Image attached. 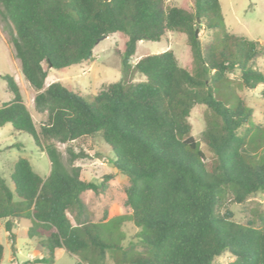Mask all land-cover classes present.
<instances>
[{"label": "trees", "instance_id": "trees-1", "mask_svg": "<svg viewBox=\"0 0 264 264\" xmlns=\"http://www.w3.org/2000/svg\"><path fill=\"white\" fill-rule=\"evenodd\" d=\"M188 7L168 0H0V20L35 90L36 123L11 74H3L12 98L0 106V127L32 135L49 157L43 177L26 157L15 162L10 185L0 175V226L14 243L15 220L27 218L30 238L53 263L56 251L78 256L75 264H106L119 247L105 237V227L90 220L83 193H101L108 181L85 180L74 142L100 135L114 152V166L129 177L127 220L141 229L144 250L119 256L120 264H264V210L246 222L222 203H243L264 192V123L232 84L237 72L249 89L264 86V43L224 26L220 0H190ZM200 20V21H199ZM211 32L209 40L196 28ZM122 32L123 77L106 83L87 99L61 81H48L49 69H64L94 59L101 38ZM186 37L192 68L180 63L172 48L142 55L132 65L141 40H161L169 33ZM140 73L144 80H133ZM264 99V87L261 90ZM206 107L201 140L189 120L196 104ZM212 154L208 158L201 146ZM58 143L66 144L63 158ZM112 175H107L106 179ZM106 216V214H105ZM120 220L117 219L119 223ZM14 246V245H13ZM5 246L0 241V264Z\"/></svg>", "mask_w": 264, "mask_h": 264}, {"label": "rangeland", "instance_id": "rangeland-1", "mask_svg": "<svg viewBox=\"0 0 264 264\" xmlns=\"http://www.w3.org/2000/svg\"><path fill=\"white\" fill-rule=\"evenodd\" d=\"M173 4L188 7L190 0H168ZM224 26L227 30L245 35L251 39L264 43V0H220ZM199 37L203 40L211 38V32L204 27L199 28ZM127 36L122 32L112 33L101 39L95 46L94 59L82 64H73L64 69L50 68L48 81H61L69 89L81 94L87 99L96 95L104 84L118 81L123 77V64L119 51L124 50ZM172 48L180 63L192 68V56L187 45L186 37L176 33H169L161 40H141L135 55L131 58L132 65L144 54L164 52ZM260 69L264 70V57L257 61ZM11 74L15 77L21 87V92L27 106L31 109L36 123L40 116L34 109L35 90L24 77L19 59L15 55L14 48L9 42L7 31L0 20V106L12 98V93L7 89V82L3 74ZM133 80H144L145 76L140 73H130ZM234 89L242 95L248 104L253 106L255 121L264 123V99L261 96L263 84L254 89L245 88L240 84L238 73L230 74ZM206 107L200 103L192 109L189 117L192 123V134L201 140L205 128ZM74 149H83L87 156L77 158L75 165L81 167V177L85 180L97 182L108 181V187L104 192L96 193L88 190L83 193V198L89 209L90 220L101 223L107 232L105 237L116 243L119 247L112 249L106 259V264H120L119 256L124 250L128 254L144 250V245L137 237L141 229L134 222L127 220L130 209L125 204V189L129 184V177L120 172L113 163L114 152L112 148L103 141L100 135L88 137L83 141L74 142ZM67 162L68 152L66 144L58 143ZM203 150L208 158L212 154L206 149L204 142H201ZM20 157L30 160L34 170L41 176L46 177L50 173L51 164L47 153L41 150L31 134L16 131L11 123L0 127V175L12 185L10 174L15 162ZM107 175H112L106 179ZM221 210L226 208L234 211V218L240 222H246L251 218L252 213L259 209L264 210V192L259 191L251 195L245 202L237 204L225 200ZM106 214V216H105ZM120 220L121 223L116 221ZM31 221L27 218L15 220L14 231L16 239L13 243L8 232L4 228V222L0 226V241L5 246L2 264H75L78 256L67 252L64 249L56 251V258L53 263L38 262L37 259L46 254L37 238H30L27 228ZM14 245V246H13ZM133 247L134 250L131 249ZM232 255L225 252L217 257L218 264H227L232 260Z\"/></svg>", "mask_w": 264, "mask_h": 264}, {"label": "water", "instance_id": "water-1", "mask_svg": "<svg viewBox=\"0 0 264 264\" xmlns=\"http://www.w3.org/2000/svg\"><path fill=\"white\" fill-rule=\"evenodd\" d=\"M200 21V20H199ZM196 35H199V28H196ZM106 38V35H104L101 39Z\"/></svg>", "mask_w": 264, "mask_h": 264}]
</instances>
